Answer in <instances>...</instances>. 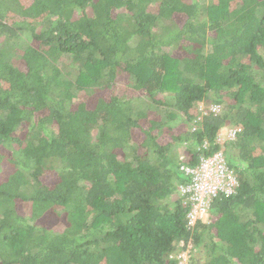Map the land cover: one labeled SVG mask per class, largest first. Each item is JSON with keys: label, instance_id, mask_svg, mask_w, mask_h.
<instances>
[{"label": "trees", "instance_id": "16d2710c", "mask_svg": "<svg viewBox=\"0 0 264 264\" xmlns=\"http://www.w3.org/2000/svg\"><path fill=\"white\" fill-rule=\"evenodd\" d=\"M220 149L239 187L188 230L180 166ZM6 165L0 264H264V0H0Z\"/></svg>", "mask_w": 264, "mask_h": 264}, {"label": "built area", "instance_id": "2783aa9c", "mask_svg": "<svg viewBox=\"0 0 264 264\" xmlns=\"http://www.w3.org/2000/svg\"><path fill=\"white\" fill-rule=\"evenodd\" d=\"M223 107L219 104L200 103L198 105V117L193 121V131L196 130L198 122L205 116H219ZM241 131L239 126L227 127L217 136V143L225 146L228 142L236 139ZM208 149V144L203 145ZM181 172L184 174L185 182L179 186L181 197L189 205L187 213V228L193 230L199 221L206 222L212 204L221 197H229L236 193L239 180L235 170L230 166L223 149L210 155H202L199 162L194 166L182 164ZM182 251L177 255H171L170 259L178 260L179 264H188L192 249L191 241L188 244L181 242Z\"/></svg>", "mask_w": 264, "mask_h": 264}, {"label": "rangeland", "instance_id": "374dc122", "mask_svg": "<svg viewBox=\"0 0 264 264\" xmlns=\"http://www.w3.org/2000/svg\"><path fill=\"white\" fill-rule=\"evenodd\" d=\"M182 21H183L182 18H180L178 20V22H180V23ZM61 69L65 71V69H66V62L65 63H62ZM75 76H76V74H74V73H71V75H70L71 78H75ZM183 129H184V127L183 126H180L179 128H177V131L178 130H183ZM12 170H13V168L10 167V166H8V165H6L5 167H3L2 170H0V184L3 181L6 180L7 175L10 174L12 172ZM51 180H53V179H51ZM23 208H24V213H25V211L27 209V206H25V204H24V207ZM60 221H61L60 218H58L56 216V214H50L49 213V214L45 215L43 218H41L39 222L43 226L57 227L60 224Z\"/></svg>", "mask_w": 264, "mask_h": 264}, {"label": "clouds", "instance_id": "9594fccd", "mask_svg": "<svg viewBox=\"0 0 264 264\" xmlns=\"http://www.w3.org/2000/svg\"><path fill=\"white\" fill-rule=\"evenodd\" d=\"M220 105V104H219ZM223 107V106H222ZM223 109H224V107H223ZM223 111V110H222ZM180 193V192H179ZM181 196V195H180Z\"/></svg>", "mask_w": 264, "mask_h": 264}]
</instances>
